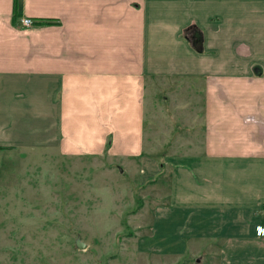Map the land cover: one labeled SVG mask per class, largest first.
Segmentation results:
<instances>
[{
	"label": "crops",
	"instance_id": "crops-1",
	"mask_svg": "<svg viewBox=\"0 0 264 264\" xmlns=\"http://www.w3.org/2000/svg\"><path fill=\"white\" fill-rule=\"evenodd\" d=\"M168 113L181 122L162 132ZM11 152L103 158L139 190L166 180L157 254L197 243L264 264V0H0V160Z\"/></svg>",
	"mask_w": 264,
	"mask_h": 264
},
{
	"label": "rangeland",
	"instance_id": "rangeland-1",
	"mask_svg": "<svg viewBox=\"0 0 264 264\" xmlns=\"http://www.w3.org/2000/svg\"><path fill=\"white\" fill-rule=\"evenodd\" d=\"M148 98L146 128L154 111ZM177 122L176 114H158L162 132ZM11 153L0 160V264H222L213 247L207 255L197 243L156 253L162 246L152 224L167 202L166 180L139 190L138 179L103 158Z\"/></svg>",
	"mask_w": 264,
	"mask_h": 264
},
{
	"label": "trees",
	"instance_id": "trees-1",
	"mask_svg": "<svg viewBox=\"0 0 264 264\" xmlns=\"http://www.w3.org/2000/svg\"><path fill=\"white\" fill-rule=\"evenodd\" d=\"M185 38L190 42V44L194 47L195 50H197V45L200 44L202 41L201 33L193 27L185 30Z\"/></svg>",
	"mask_w": 264,
	"mask_h": 264
},
{
	"label": "built area",
	"instance_id": "built-area-1",
	"mask_svg": "<svg viewBox=\"0 0 264 264\" xmlns=\"http://www.w3.org/2000/svg\"><path fill=\"white\" fill-rule=\"evenodd\" d=\"M22 25L25 27H30L32 25V21L28 18H23L20 20ZM256 236L257 237H264V228L261 226L256 227Z\"/></svg>",
	"mask_w": 264,
	"mask_h": 264
},
{
	"label": "water",
	"instance_id": "water-1",
	"mask_svg": "<svg viewBox=\"0 0 264 264\" xmlns=\"http://www.w3.org/2000/svg\"><path fill=\"white\" fill-rule=\"evenodd\" d=\"M75 245H76V247H77L78 249H80V250H84V249L86 248V246L83 245V244L80 242V239H79V238L76 240Z\"/></svg>",
	"mask_w": 264,
	"mask_h": 264
}]
</instances>
